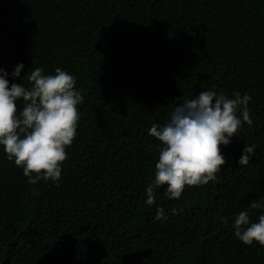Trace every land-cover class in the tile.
Returning <instances> with one entry per match:
<instances>
[{
  "label": "trees",
  "instance_id": "16d2710c",
  "mask_svg": "<svg viewBox=\"0 0 264 264\" xmlns=\"http://www.w3.org/2000/svg\"><path fill=\"white\" fill-rule=\"evenodd\" d=\"M17 63L10 83L59 67L83 101L58 183H29L0 146V264H264L233 234L240 211L264 213L249 208L264 205V0H0V68ZM209 89L247 92L253 125L220 146L214 181L179 199L161 185L146 205L162 143L149 128Z\"/></svg>",
  "mask_w": 264,
  "mask_h": 264
},
{
  "label": "clouds",
  "instance_id": "9594fccd",
  "mask_svg": "<svg viewBox=\"0 0 264 264\" xmlns=\"http://www.w3.org/2000/svg\"><path fill=\"white\" fill-rule=\"evenodd\" d=\"M23 63L11 73L0 68V146L7 158L22 168L28 182L51 180L58 183L65 151L76 136L83 96L75 87L76 77L57 67L54 74H44L35 67L25 76L29 86L9 82V76L20 78ZM22 100L18 111L17 101ZM251 96L234 92L232 97L212 89L185 98L171 111L167 123L152 124L148 134L161 145L155 163L154 180L145 186L146 205L157 199L155 189L166 185L165 195L179 199L185 186H201L214 181L226 164L220 146H227L243 124L253 125L248 103ZM239 113V114H237ZM255 144H244L237 160L247 165L254 155ZM249 208H264L257 200ZM183 209H172L173 213ZM168 213L156 206L155 219H166ZM233 234L243 244L264 246V213L253 222L248 210L240 211L233 223Z\"/></svg>",
  "mask_w": 264,
  "mask_h": 264
}]
</instances>
